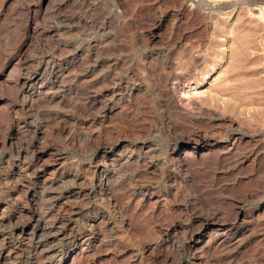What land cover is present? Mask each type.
I'll use <instances>...</instances> for the list:
<instances>
[{"label": "rangeland", "instance_id": "obj_1", "mask_svg": "<svg viewBox=\"0 0 264 264\" xmlns=\"http://www.w3.org/2000/svg\"><path fill=\"white\" fill-rule=\"evenodd\" d=\"M33 10L38 30L53 24L56 36L52 43L50 36L38 42L34 35L26 61L48 54L57 62V48L72 43L75 64L54 88L55 101L40 95L32 108L21 109L20 99L1 93L11 117L26 121L25 130L13 131L10 118L0 123L3 264H31L17 229L37 207L48 226L61 229L48 243L55 250L48 264H71L67 254L80 236L87 250L72 264H264V0H0V63ZM93 41L103 47L93 52ZM176 79L182 87L175 95L165 91ZM122 84L133 85L140 114L119 112ZM104 108L112 109L107 118ZM233 136L241 140L229 151L204 147L206 139L220 144ZM116 141L132 156L147 145L148 155L108 167L106 154ZM39 145L49 148L40 165ZM191 146L178 164L174 152ZM13 165L26 169L16 181V201L4 181ZM41 165L74 177L55 184V199L37 185ZM27 191L35 204L25 199ZM204 220L228 234L217 238L208 230L209 237L190 246Z\"/></svg>", "mask_w": 264, "mask_h": 264}, {"label": "bare ground", "instance_id": "obj_2", "mask_svg": "<svg viewBox=\"0 0 264 264\" xmlns=\"http://www.w3.org/2000/svg\"><path fill=\"white\" fill-rule=\"evenodd\" d=\"M34 1V0H33ZM246 1V0H245ZM23 4V3H22ZM253 4V3H252ZM13 5V4H12ZM39 10V9H38ZM264 11V10H263ZM226 14V13H225ZM263 15V14H262ZM37 16H38V11L37 10H33L32 14H31V20H30V25L28 26L27 30L24 32L23 35H19L21 38L20 40H18V43H16V46L13 47L11 50H9L8 55L5 56L6 59L0 63V96L1 93L3 92H7L8 94H10L11 96H14L17 100L20 99L21 101V109L23 108H32L33 107V103L35 102V99H37L36 97L40 96V95H46L49 99H48V103L55 101V97L54 95L52 96V92L55 90L54 88L57 87L59 84V81L64 78V77H69L71 76V70L74 63V57L71 54V47L73 46L72 43H68L66 45H63V47H58V51L61 52L62 58L60 60H57V62H54V60L52 61L50 56L47 55H43L39 58V60H28V62L26 61L27 58L25 59L24 57V51L29 48L28 44L31 43V39L32 37H34V35L38 34L37 37L39 38V41L42 40H46L44 38L49 39V36L51 38V40L55 37H53L56 34V28L52 25H50L51 27H48V30L45 31H40V29L38 30V24L36 23L37 20ZM264 17V15L262 16ZM78 18V17H77ZM41 25V24H40ZM47 29V28H46ZM256 31V30H255ZM58 32V31H57ZM254 33V32H253ZM56 36V35H55ZM251 36V35H250ZM9 37V36H8ZM243 37V36H241ZM253 37V36H252ZM250 37V38H252ZM244 38V37H243ZM248 38V37H247ZM36 39V38H35ZM34 39V40H35ZM245 39V38H244ZM240 40H242L240 38ZM246 40V39H245ZM31 41V42H30ZM36 41V40H35ZM56 41V40H55ZM249 41V40H247ZM37 42V43H38ZM58 42V41H57ZM56 42V43H57ZM103 42V41H102ZM102 42L99 43H95L93 41V44L89 43L88 48L93 51L94 49H98L101 45ZM238 42V41H236ZM235 42V43H236ZM244 42V41H243ZM53 43V40H52ZM55 43V42H54ZM61 43V42H60ZM66 43V42H65ZM50 44V43H49ZM241 44V42H240ZM244 44V43H242ZM251 44V43H250ZM256 44V43H255ZM31 45V44H30ZM39 45V44H38ZM57 45V44H56ZM87 45V44H86ZM236 45V44H235ZM42 46V45H41ZM75 46V45H74ZM238 48H242L241 45H237ZM235 46V47H237ZM240 46V47H239ZM264 46V45H263ZM262 46V47H263ZM36 47V46H35ZM38 47V46H37ZM47 47V46H46ZM54 47V46H53ZM103 47V45H102ZM247 47V46H246ZM245 48V47H244ZM56 49V48H54ZM73 49V48H72ZM237 49V48H236ZM246 49V48H245ZM46 50V49H45ZM75 50V49H74ZM86 50V49H85ZM90 50V51H91ZM235 50V49H234ZM238 50V49H237ZM242 49L238 50L241 51ZM244 50V49H243ZM264 50V48H263ZM262 50V51H263ZM57 51V52H58ZM87 51V50H86ZM91 51V52H92ZM97 51V50H96ZM237 51V52H238ZM27 52V50L25 51V53ZM45 52V51H44ZM59 52V53H60ZM94 52V51H93ZM264 52V51H263ZM88 53V52H86ZM242 53V52H241ZM54 54V53H53ZM56 54V52H55ZM235 54H240L239 53H235ZM244 54V53H243ZM263 54V53H262ZM261 54V56L259 57H263V55ZM26 55V54H25ZM40 55V54H39ZM58 55V54H57ZM88 55V54H87ZM94 55V54H93ZM92 55V56H93ZM38 56V55H36ZM59 56V55H58ZM236 56V55H235ZM240 56V55H239ZM237 56V57H239ZM242 56V55H241ZM4 57V58H5ZM27 57V56H26ZM34 57V56H33ZM86 57V56H85ZM94 57V56H93ZM257 57V56H256ZM255 57V58H256ZM29 58V57H28ZM59 58V57H58ZM82 58V57H81ZM95 58V57H94ZM126 58V57H125ZM84 59V58H83ZM240 59V58H238ZM237 59V60H238ZM259 59V58H257ZM242 60V58H241ZM244 60V59H243ZM256 60V59H253ZM85 61V60H84ZM166 62V61H165ZM237 62V61H236ZM240 62V61H239ZM253 62V61H252ZM238 63V62H237ZM251 64V63H250ZM89 65V64H88ZM247 65V64H246ZM165 66V64H164ZM50 67V69H49ZM107 67V66H106ZM162 67V66H161ZM253 67V66H252ZM147 68V66L145 67ZM249 68V67H248ZM162 69V68H161ZM109 70V68H108ZM213 70V69H212ZM253 70V69H251ZM75 71V70H74ZM94 71V70H93ZM107 71V70H105ZM145 71H147V78L149 81V87L152 90V74H151V70L150 69H146ZM248 71V70H247ZM246 71V72H247ZM3 72H6L5 74ZM92 72V71H91ZM94 73V72H92ZM145 74V73H144ZM170 74V73H169ZM87 75V74H86ZM138 75V74H137ZM250 75V74H249ZM264 75V74H263ZM164 76V74H163ZM168 76V75H167ZM166 76V77H167ZM135 77V76H134ZM165 77V78H166ZM107 78V77H106ZM132 78V77H131ZM137 78V77H136ZM142 78V77H141ZM169 78V77H168ZM175 79V77H173ZM172 78V80H174ZM243 78V77H242ZM139 79V78H138ZM143 79V78H142ZM68 80V79H66ZM135 80V79H134ZM137 80V79H136ZM145 80V81H146ZM164 80V79H163ZM162 80V81H163ZM171 80V79H170ZM169 80V83L164 82V84L166 83L164 89L165 91H170L173 92V94L175 95V91L176 88H180L182 86H177V84L174 81V83L176 85H171V81ZM186 80V79H185ZM107 81V80H105ZM144 81V80H143ZM161 81V80H160ZM166 81V80H165ZM180 81V79L178 80V82ZM260 81V80H259ZM67 82V81H66ZM87 82V81H86ZM125 82V81H124ZM127 82V81H126ZM141 82V81H140ZM173 82V81H172ZM65 83V82H64ZM115 83V82H114ZM129 83V82H127ZM181 83V82H180ZM144 84V83H143ZM170 84V86H169ZM182 84V83H181ZM180 84V85H181ZM244 84V83H243ZM253 84V83H252ZM260 84V83H259ZM123 85V84H122ZM129 84H124L123 86H121V88L123 87V92H122V96L121 98H119L120 104L118 105V109L119 112H129V113H133L134 115H137L138 113H136L138 110V104L136 105L134 102L133 97V92L134 89L132 88V86H128ZM245 85V84H244ZM141 86V85H140ZM251 87V86H250ZM256 87V86H255ZM74 88V87H73ZM105 89V88H104ZM137 89V88H136ZM153 91V90H152ZM178 91V90H177ZM182 91V90H181ZM160 93V92H159ZM161 94V93H160ZM164 94V93H163ZM4 95V93H3ZM143 95V94H142ZM174 95H170V96H174ZM10 96V97H11ZM44 96V97H46ZM56 96V95H55ZM90 96V95H89ZM160 96V95H159ZM43 97V98H44ZM46 97V98H47ZM136 97V96H135ZM41 99V96H40ZM38 99V100H40ZM146 99V98H145ZM171 99V97H170ZM15 100V99H14ZM44 100V99H43ZM85 100V99H84ZM95 100V99H94ZM98 100V98H97ZM175 100V99H173ZM37 101V100H36ZM46 101V99H45ZM93 101V100H92ZM118 101V100H117ZM8 103V102H7ZM3 104L0 101V123L3 125L4 122L7 123L8 119L10 118L12 120L11 122V131H13L14 129H23L26 127V121L22 120V119H18V118H13L11 117V113L13 112V108L11 106H9V104ZM36 103V102H35ZM90 103V102H89ZM166 103V102H165ZM171 103V102H170ZM176 103V101H175ZM53 104V103H52ZM35 105V104H34ZM125 105V107H124ZM19 106V108H20ZM59 106V105H58ZM55 107V106H54ZM91 107V106H90ZM111 107V106H110ZM127 107V109H126ZM19 112L20 109L16 108ZM15 109V111H16ZM126 109V110H125ZM25 110V109H24ZM137 110V111H136ZM140 110V109H139ZM27 111V109L25 110ZM97 111V110H96ZM102 111V110H101ZM112 111V109L110 108L108 110V108H104V117L107 118L110 114V112ZM117 111V110H116ZM98 112V111H97ZM118 113V112H117ZM14 114V113H13ZM126 114V113H125ZM140 114V113H139ZM16 115V114H14ZM153 115V114H152ZM161 115V114H160ZM167 115V114H166ZM100 116V114H99ZM139 116V115H138ZM141 118V117H140ZM145 118V117H144ZM125 119V118H124ZM133 119V118H132ZM148 120V119H147ZM150 120V119H149ZM146 121V119H145ZM151 122V121H149ZM148 122V123H149ZM121 123V121H120ZM94 124V123H93ZM71 125V124H70ZM89 125V124H88ZM63 127V126H62ZM94 127V126H93ZM1 129V128H0ZM152 129V128H151ZM3 130V129H2ZM25 130V129H23ZM59 130V129H58ZM56 130V131H58ZM149 131V130H148ZM151 131V130H150ZM157 131V130H156ZM15 132V131H14ZM207 140V139H206ZM205 140V144L204 147L206 149H212L214 147H216L217 145H219V147H222L224 150H231L233 147H236V144H239L238 142L241 140H239L236 136H233L231 138H229L228 140L218 144L219 142L213 141L209 142ZM211 141V140H210ZM41 142V141H40ZM37 144V143H36ZM43 144V143H42ZM40 146V145H39ZM148 146L144 145L140 146V151L138 153V155L136 156H132V154H129L127 149H124L122 147V144L120 141H116L113 144L110 145L108 151H107V166L109 167H114L117 164H121L123 165V163H127L129 160L134 159L135 161H141L143 159V157L147 154L148 150ZM217 148V147H216ZM221 148V149H222ZM146 149V150H145ZM193 149H195V146H191L189 147V150L191 151H183V152H179L175 151L174 154H176L177 156L175 157L176 162L178 164L182 163L183 158L186 155H189L190 153H192ZM234 149V148H233ZM166 150V149H165ZM223 151V150H222ZM49 152V148L47 147H38L36 146L34 148V153H36L37 155V164L38 162L43 159L45 156L48 155ZM113 152H115L113 154ZM130 152V151H129ZM137 152V151H136ZM141 153V154H140ZM143 154V155H142ZM148 155V154H147ZM146 155V156H147ZM35 156V155H34ZM153 157V156H152ZM171 158V157H170ZM133 160V161H134ZM174 160V159H173ZM189 160V159H188ZM44 161V160H43ZM42 162V161H41ZM40 165V164H38ZM37 165V166H38ZM45 165V164H44ZM41 165L40 167H42L43 171L40 173H35L36 174V180H37V185L39 188H47V198H52L55 199V195H56V188H55V184L59 183L60 181H65L66 179H73V175L72 173H63V174H58L56 173V171H53V168L51 166H44ZM120 165V166H121ZM11 167V166H10ZM39 167V168H40ZM119 167V166H118ZM187 168V167H186ZM38 169V168H37ZM25 167L22 168L19 165H13L11 170L8 172V174L5 177V182L8 184V186L11 189V195L12 198H14L15 195H17V193L20 190V185L16 182L19 179H21V175L23 177V173L25 172ZM109 178V174L105 173L102 175V182H103V189L106 188L107 185V180ZM100 180V179H99ZM68 181V180H66ZM71 181V180H70ZM74 181V179H73ZM4 183V182H3ZM102 185V184H101ZM71 186V185H70ZM42 188V189H43ZM147 188V187H146ZM9 189V190H10ZM69 189V188H66ZM41 190V189H40ZM70 190V189H69ZM44 191V190H42ZM41 191V192H42ZM9 192V191H8ZM37 193V192H36ZM63 194V193H62ZM102 195L105 194V191L103 190V192L101 193ZM44 195V197L46 196ZM41 196V195H40ZM58 196V195H57ZM65 196V195H63ZM139 196V195H138ZM11 197V196H10ZM60 197V196H59ZM140 197V196H139ZM48 198V199H49ZM16 198H14L15 200ZM25 199L27 200V202L31 205V204H35L34 198H33V193L31 194V192L27 191V193L25 194ZM46 199V198H45ZM51 199V200H52ZM10 200V199H9ZM13 200V199H12ZM13 200V201H14ZM19 200V199H18ZM71 200V199H70ZM11 201V200H10ZM16 201V200H15ZM38 201V200H37ZM47 201V199H46ZM57 201V200H56ZM21 203V202H19ZM54 203V202H53ZM17 204V203H16ZM40 204V203H39ZM42 205V204H40ZM55 205V204H54ZM21 206V205H20ZM26 206V205H25ZM6 207V203L3 201H0V223L3 221V217H2V212L3 209ZM23 208V207H22ZM40 208V207H39ZM49 208V207H48ZM38 209V207H37ZM36 209V210H37ZM41 209V208H40ZM34 210V209H33ZM34 210L32 212V214L26 218V221L24 223H22V225L17 229L18 231V237H20L23 240V244H25L26 246H28L29 248V256H30V261L31 264H48L46 262V260L52 255L54 254V247L52 245H48L49 242H51L52 240H54L55 238H57L60 234H61V229L59 227V223H53L52 220V225L48 226V223H45L43 220V218H40L39 213ZM47 210V209H46ZM51 210V209H50ZM52 211V210H51ZM17 212V211H16ZM42 212V210L40 211ZM47 212V211H46ZM104 212V211H103ZM27 213V212H26ZM45 213V212H44ZM42 212V214H44ZM106 213V212H105ZM41 214V215H42ZM48 215V214H47ZM52 215V213H50L49 217ZM96 215V214H95ZM103 215V214H102ZM55 216V215H54ZM57 216V215H56ZM55 216V217H56ZM48 217V218H49ZM52 217V216H51ZM95 217V216H94ZM104 217V216H103ZM12 218V217H11ZM101 218V217H100ZM107 218V217H106ZM10 219V218H9ZM46 219V217H45ZM50 219V218H49ZM53 219V218H51ZM57 219V218H56ZM92 219V218H91ZM58 220V219H57ZM104 218H103V222H104ZM213 220V219H212ZM7 221V220H6ZM11 221V219H10ZM93 221V220H92ZM51 222V221H50ZM96 221H93V223H95ZM99 224L101 223V221H98ZM8 224V222H6ZM90 223V222H89ZM92 223V222H91ZM106 223V222H104ZM204 225H206L205 227H203L201 230H198L196 233L192 234V236L189 239V244L190 246H193L198 244L200 241H202V239L204 238L205 235H207V237H209V231L208 230H215L216 234L215 236L217 238H224L228 233H227V229L223 228V226H219L216 224V221H210L207 222L204 220ZM63 224V223H61ZM98 224V225H99ZM102 224V223H101ZM99 225V226H103V225ZM10 225V224H9ZM90 225V224H89ZM95 225V224H94ZM61 226V225H60ZM91 226V225H90ZM64 227V226H63ZM89 227V226H88ZM96 227V226H95ZM62 228V227H61ZM93 228V227H92ZM216 228V229H214ZM63 229V228H62ZM97 229H101L100 227ZM123 229V228H122ZM92 230V229H91ZM102 230V229H101ZM103 231V230H102ZM207 231L209 232L207 234ZM89 232V231H88ZM101 232V231H100ZM125 233V232H124ZM232 233V232H231ZM17 234V233H16ZM15 234V235H16ZM84 234V233H83ZM123 234V233H121ZM125 235V234H124ZM212 236V235H211ZM1 239V238H0ZM20 239V240H21ZM209 239V238H207ZM56 240V239H55ZM8 241V240H7ZM208 240H206L207 242ZM210 241V240H209ZM236 241V240H235ZM1 242V241H0ZM53 242V241H52ZM55 242V241H54ZM87 239H85L84 237H79L77 240V246L72 250L69 251V253L67 254L68 256L71 255L72 256V262L74 261V258L76 256H78L79 254H81L82 252H84L86 247H87ZM205 242V241H204ZM205 242V243H206ZM2 243V242H1ZM90 243V242H89ZM2 245V244H1ZM24 245V246H25ZM48 245V246H47ZM90 245V244H89ZM210 245V244H209ZM6 246V245H5ZM202 246V245H201ZM1 247V246H0ZM11 246H9L10 248ZM8 248V249H9ZM26 248V247H25ZM25 250V249H24ZM6 252V251H5ZM9 252V251H8ZM23 252V251H22ZM27 252V251H26ZM25 253V252H24ZM27 254V253H26ZM7 257V254H4V252L0 251V264H3L2 260L4 261V259ZM28 260V259H27ZM7 261V260H6ZM4 261V262H6ZM9 263V262H8Z\"/></svg>", "mask_w": 264, "mask_h": 264}]
</instances>
